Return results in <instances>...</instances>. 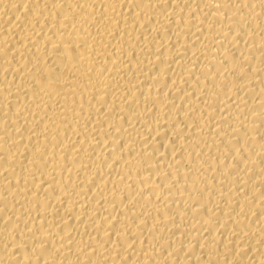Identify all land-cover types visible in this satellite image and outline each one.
Segmentation results:
<instances>
[{"label": "bare ground", "instance_id": "6f19581e", "mask_svg": "<svg viewBox=\"0 0 264 264\" xmlns=\"http://www.w3.org/2000/svg\"><path fill=\"white\" fill-rule=\"evenodd\" d=\"M0 264H264V0H0Z\"/></svg>", "mask_w": 264, "mask_h": 264}]
</instances>
